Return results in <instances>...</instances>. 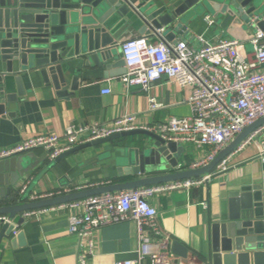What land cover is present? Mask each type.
Instances as JSON below:
<instances>
[{
    "label": "crops",
    "instance_id": "0c3cea01",
    "mask_svg": "<svg viewBox=\"0 0 264 264\" xmlns=\"http://www.w3.org/2000/svg\"><path fill=\"white\" fill-rule=\"evenodd\" d=\"M115 20L117 18H113ZM141 31L142 24L134 18L118 19L113 30L118 59L122 60L120 45L127 40L146 37L149 42L156 43L161 38L165 39L162 31L150 34H142ZM251 32L250 27L243 24L231 26L227 30L217 27L213 31L206 29L204 20L188 26L185 36L174 33L168 42L184 40L188 45L198 48L200 45L196 37L200 35L209 42H215L226 38L245 40ZM85 63L84 59L71 58L74 75L78 78V89L71 94L68 92L64 97L57 94L51 83L42 82L40 77L24 79V97L17 98L12 104H5V111L0 114V149L13 147L39 135L60 137L69 125L105 124L125 115L135 116L137 126L147 128L164 124L172 117H192L188 103L190 88H181L166 79L154 83L148 91L125 87L121 82L125 73L124 65L110 69L116 75L104 78L103 67L92 63L85 66ZM3 68L4 65H0V71ZM13 69H18L15 64ZM106 90L110 93L104 94ZM10 93L15 95L16 90L12 88ZM150 97L161 107L150 110ZM139 140L144 138H121L52 161L48 158V152L40 148L19 155L17 159L25 173L13 188V197L2 206H9L19 200L18 190L22 184H27L29 194H40L125 182L126 178H118L117 168L126 158L128 150ZM179 147L183 150L177 156V168L167 166L168 173L188 170L192 163L203 159L209 152L208 147ZM225 160L227 170H215L201 184L149 198L150 205L157 212L154 222L160 236L158 241L145 246L146 256L142 264H149V255L160 251L157 242L165 245L169 252L170 244L174 241L188 250L193 262L211 264V228L215 224L219 225V220L227 216L229 193L249 187L258 189L264 180V156H259V148L255 143L236 149ZM203 178L200 177V180ZM20 200L23 202V198ZM73 214L69 209L58 206L49 207L28 218L19 214L15 223L20 218L23 220L1 242L0 264H78L80 245L88 251L87 264H114L116 261L136 258L137 231L133 222L105 225L92 236L80 239L68 232V219ZM220 246L219 243L223 260L226 253L222 252Z\"/></svg>",
    "mask_w": 264,
    "mask_h": 264
},
{
    "label": "water",
    "instance_id": "95a60500",
    "mask_svg": "<svg viewBox=\"0 0 264 264\" xmlns=\"http://www.w3.org/2000/svg\"><path fill=\"white\" fill-rule=\"evenodd\" d=\"M263 15L264 0H0V65H4L0 71V114L4 113L5 104L24 97L25 78L40 77L42 82L51 83L62 97L75 92L78 78L74 75L72 57L84 59L85 66L92 63L103 67L104 78L116 75L110 69L124 65L117 58V43L113 37L118 19L134 18L142 24V34L162 31L170 41L174 33L185 36L188 26L207 17L211 18L210 29L214 31L217 27L227 30L239 24L249 26L253 16ZM257 26L264 31V23L259 22ZM14 64L17 71L13 69ZM12 88L16 90L15 95L10 93ZM262 125L264 119L246 128L208 165L173 173L167 172V166L177 168V156L183 149L145 130L116 134L75 147L58 158L121 138H144L134 143L117 168L118 178L127 181L33 203H24L17 196L16 203L2 206L13 197L12 190L25 171L18 157L0 161V216H8L12 221V224L0 222V245L23 220L20 218L15 223L16 217L24 212L107 193L210 177L218 165ZM227 203V216L211 228V264H264V180L258 189L249 187L230 192ZM219 243L226 253L223 260ZM168 253L172 264L201 263L193 262L188 250L176 241L170 244Z\"/></svg>",
    "mask_w": 264,
    "mask_h": 264
},
{
    "label": "built area",
    "instance_id": "2783aa9c",
    "mask_svg": "<svg viewBox=\"0 0 264 264\" xmlns=\"http://www.w3.org/2000/svg\"><path fill=\"white\" fill-rule=\"evenodd\" d=\"M264 23L263 16H253L249 21L251 34L245 40L238 38L207 41L203 35L197 36L198 48L181 40L174 43L161 38L149 42L146 37H138L120 45L125 73L121 82L125 87H138L148 91L162 80L175 83L181 88H190L188 103L192 110L191 118H170L166 123L151 128L138 127L133 115H125L105 124L90 126L69 125L62 136L39 135L10 147L0 149V161L18 157L34 149L48 152L50 161L65 152L110 136L145 130L158 134L164 141L179 145L208 147L209 152L198 162L192 163L188 170H196L208 165L246 128L264 119V31L257 26ZM206 29L212 20L205 18ZM104 94H109L106 90ZM150 110L161 107L149 98ZM255 143L259 156H264V125L251 132L236 148ZM224 172V159L216 168ZM209 177L181 180L172 183L141 187L133 190L107 193L58 205L74 214L68 219V232L84 239L109 224L131 221L137 231L138 249L136 258L120 260L114 264H142L146 256L145 246L158 241L160 231L154 222L156 210L150 205L149 198L167 191L189 189L201 184ZM105 186L92 185L78 189L57 190L54 192L29 194L27 184L18 190L19 199L33 203L53 199L77 191ZM47 208L23 213L28 218ZM2 224H12L8 216H0ZM158 253L149 255V264H172L171 257L160 242ZM80 245L78 264H87L86 255Z\"/></svg>",
    "mask_w": 264,
    "mask_h": 264
}]
</instances>
